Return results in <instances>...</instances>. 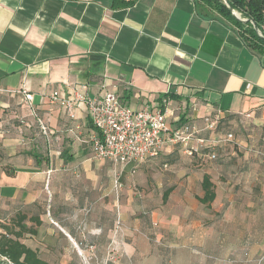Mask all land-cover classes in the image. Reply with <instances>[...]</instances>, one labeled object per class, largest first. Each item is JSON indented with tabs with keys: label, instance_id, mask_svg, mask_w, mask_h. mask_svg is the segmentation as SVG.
<instances>
[{
	"label": "crops",
	"instance_id": "1",
	"mask_svg": "<svg viewBox=\"0 0 264 264\" xmlns=\"http://www.w3.org/2000/svg\"><path fill=\"white\" fill-rule=\"evenodd\" d=\"M111 3L0 0V88L17 91H0V213L25 211L30 225L39 218L37 233L23 241L50 264H194L192 248L211 256L217 248L262 247L264 54L204 0ZM54 90L113 92L135 109H168L172 128L182 116L203 126L204 116L218 114L224 123L255 126L262 145L242 144L240 158L217 146L230 155L198 154L176 186L143 199L126 186L118 197L120 168L110 181L101 175L85 103L72 116L50 102ZM177 147L156 158L173 157ZM205 174L216 193L210 205L199 200Z\"/></svg>",
	"mask_w": 264,
	"mask_h": 264
},
{
	"label": "built area",
	"instance_id": "2",
	"mask_svg": "<svg viewBox=\"0 0 264 264\" xmlns=\"http://www.w3.org/2000/svg\"><path fill=\"white\" fill-rule=\"evenodd\" d=\"M0 91L13 94L14 89ZM25 98L32 101L33 95L24 91ZM51 103H57L74 116L75 107L85 103L89 116L96 127L93 136V152L97 159L108 160L120 170L114 173L113 187L120 195L124 188L122 175L125 168L130 174L137 173L138 168L147 161L158 157L168 146H179L189 156L205 155L211 160L217 158L212 146L216 144L215 133L219 129L220 115H206L203 117V126L196 121H189L179 127L172 128L168 122L169 110H155L148 106L135 109L124 104L113 92L103 96H87L75 91L64 94L54 90L50 96ZM250 116V114H247ZM42 131L47 126L38 119ZM203 132H210L209 136ZM234 134L229 132L226 139L232 140ZM121 218L118 216L116 229L121 227ZM7 264H17L4 257Z\"/></svg>",
	"mask_w": 264,
	"mask_h": 264
},
{
	"label": "rangeland",
	"instance_id": "3",
	"mask_svg": "<svg viewBox=\"0 0 264 264\" xmlns=\"http://www.w3.org/2000/svg\"><path fill=\"white\" fill-rule=\"evenodd\" d=\"M232 132L234 138L232 140L226 139V135ZM206 136L210 135V132H203ZM261 132H257L255 126L252 124L241 123L233 125L230 123H222L215 133L216 144L212 146L213 151L216 153L217 158L212 160L215 161L218 157L225 158L230 155L229 151H215V147L220 146L222 149L228 148L233 149L236 152V158H240L242 144H248L255 149V146L262 145L260 136ZM173 157L164 155L162 157L147 161L144 165H141L136 174L132 175L128 172V169L124 170L122 175V181L124 182L125 190L126 186L131 189L133 195L137 199H143L149 192H160L165 188L176 186L177 182H180L184 176H188V171L193 167L194 163L202 160V156H189L184 153L181 147H177L173 153ZM206 158V156H205ZM206 162V161H204ZM100 165L102 174L106 179L110 181L114 167L112 162L108 160L101 161ZM148 165V166H147ZM140 172V173H139ZM185 174V175H184ZM179 179V180H178ZM178 180V181H177ZM158 181L159 185L156 187L151 185V182ZM193 181V180H192ZM196 181H194L195 184ZM129 184V185H126ZM122 190V191H123ZM0 223L6 222L8 219L4 218V215L0 213ZM254 234V233H253ZM256 248H243V249H226L230 250L229 253L225 249H215V255H209L207 249L192 248V255L195 257L194 264H264V243ZM171 248L165 247L164 255H169ZM81 264H90L84 258H82ZM171 264H175L174 261Z\"/></svg>",
	"mask_w": 264,
	"mask_h": 264
},
{
	"label": "trees",
	"instance_id": "4",
	"mask_svg": "<svg viewBox=\"0 0 264 264\" xmlns=\"http://www.w3.org/2000/svg\"><path fill=\"white\" fill-rule=\"evenodd\" d=\"M137 0H111L113 8H123L134 4ZM212 4L219 12L232 19L235 24L239 25L241 35L247 45L253 50L264 54V0H204ZM235 10L241 18L247 19L242 21L233 14ZM247 25L246 28L241 26ZM164 96H171L169 93ZM185 116L179 119V126L184 124ZM224 123L222 117L219 123ZM204 196L199 200L207 205L216 197L214 183L209 175L205 174L202 181ZM169 190L164 193L167 196ZM6 222L0 223V264H7L4 259H10L17 264H50L41 257L38 250L27 245L23 239L27 234H36V225L41 221L38 217L32 216L31 220L34 224H28V214L25 211H18L13 215L6 216ZM2 221V219H0Z\"/></svg>",
	"mask_w": 264,
	"mask_h": 264
},
{
	"label": "water",
	"instance_id": "5",
	"mask_svg": "<svg viewBox=\"0 0 264 264\" xmlns=\"http://www.w3.org/2000/svg\"><path fill=\"white\" fill-rule=\"evenodd\" d=\"M222 1H224L225 3H227V0H222ZM233 14L237 17V18H239L240 20H242V21H247V19H243V18H241L240 17V15L235 11V10H233Z\"/></svg>",
	"mask_w": 264,
	"mask_h": 264
}]
</instances>
